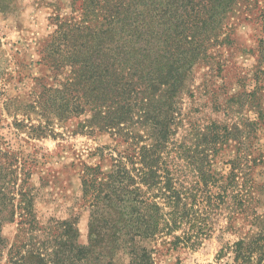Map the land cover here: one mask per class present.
<instances>
[{"label": "trees", "instance_id": "obj_1", "mask_svg": "<svg viewBox=\"0 0 264 264\" xmlns=\"http://www.w3.org/2000/svg\"><path fill=\"white\" fill-rule=\"evenodd\" d=\"M69 1L71 18L57 21L47 58L54 82L28 135L58 137L53 126L65 125L76 136L123 140L127 149L112 155L101 146L98 163L82 164L86 242L78 217L38 218L30 188L19 183L29 174L14 153L0 152V264H156L159 238H170L172 251L197 249L222 215L236 230L249 209L244 171L238 156L220 157L240 141L237 128L201 126L183 106L210 49L229 40L230 21L243 8L264 20V0ZM230 252L232 264H263L264 237H241Z\"/></svg>", "mask_w": 264, "mask_h": 264}, {"label": "rangeland", "instance_id": "obj_2", "mask_svg": "<svg viewBox=\"0 0 264 264\" xmlns=\"http://www.w3.org/2000/svg\"><path fill=\"white\" fill-rule=\"evenodd\" d=\"M69 2L6 0L7 8L0 4V152L14 153L22 173L29 174V179L22 174L19 183L26 181L25 188H30L38 218L76 216L81 239L86 242L82 164L98 163L101 146L108 148L106 153L118 155L127 149V143L107 136L98 140L76 136L65 125L53 126L58 137L32 139L28 135L39 124L41 96L54 82L47 58L54 48L57 21L71 18ZM225 33L229 40H218L209 51L208 63L196 70L193 97L185 98L183 115L201 126L237 128L234 134L240 141L230 142L220 158L227 162L238 156L241 161L249 209L236 230H227L226 215L215 217L207 233L196 229V233L206 234L197 249L180 245L172 251L168 237L152 242L156 264H232L230 247L239 238L250 243L257 233L264 237V20L256 11L243 8ZM248 122L255 126L248 128ZM220 166L227 168L223 163ZM259 217L261 222L255 223ZM6 233L13 238L16 226Z\"/></svg>", "mask_w": 264, "mask_h": 264}]
</instances>
